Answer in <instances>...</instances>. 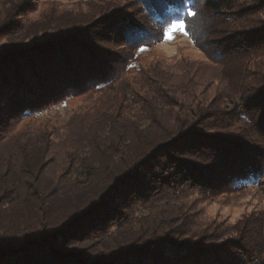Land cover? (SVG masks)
<instances>
[{
  "label": "trees",
  "instance_id": "1",
  "mask_svg": "<svg viewBox=\"0 0 264 264\" xmlns=\"http://www.w3.org/2000/svg\"><path fill=\"white\" fill-rule=\"evenodd\" d=\"M84 1L92 7L95 2ZM96 1L97 12L91 7L80 12L83 17L53 23L27 45L22 40L25 30L11 22L20 0L2 4L0 35L15 29L18 36L17 42H0V142L12 124L68 98L115 84L136 50L162 42L165 29L177 20L189 25L193 17L189 10L196 14L205 5L214 17L231 13L239 21L264 10L258 3L242 8L241 0H127L125 5L136 3L142 9L136 16L123 14L121 0H109L115 2L112 6L106 0ZM191 35L216 63L240 56L242 74L229 92L241 98L240 108L230 114L213 100L190 107L157 135L134 137L138 143L119 154L127 164L125 172L56 224L48 218L42 195L33 200L38 208L35 218L6 221L5 209L32 196L27 180L2 170L0 264H253L263 258L264 216L245 219L244 223L251 219L252 229L243 228L236 238L227 236L220 225L192 232L189 219L156 225L148 217L136 216V211L148 210L155 202L181 200L187 190L216 198L255 186L264 176V61L252 65L253 57L264 54V22L251 29L236 24L204 44ZM251 68L256 71L249 73ZM236 125L241 126L234 131ZM44 165L42 160L40 168ZM7 182L14 187L12 193ZM113 231L128 236L118 237Z\"/></svg>",
  "mask_w": 264,
  "mask_h": 264
},
{
  "label": "rangeland",
  "instance_id": "2",
  "mask_svg": "<svg viewBox=\"0 0 264 264\" xmlns=\"http://www.w3.org/2000/svg\"><path fill=\"white\" fill-rule=\"evenodd\" d=\"M11 1L16 0H0V10L2 4ZM24 1L20 0L18 12L13 11L11 22L25 30L27 37L22 40L26 45L53 23L60 25L68 19L83 17L80 12L90 11L92 7L84 0ZM106 1L115 5L114 1ZM119 2L118 8H122L123 14L142 15L139 4L125 5L127 0ZM97 3L96 0L93 3V12L98 11L94 6ZM257 3L264 5V0H241L245 9ZM73 15L76 17L72 18ZM239 20L238 15L231 13L214 17L201 5L189 25L185 22L187 36L174 32V39L164 37L162 42L141 47L146 49L142 52L139 48L133 62L115 84L68 98L12 124L0 142V172L27 180V190L32 197L5 209L7 214L3 213V218L11 222L35 218L38 208L33 200L42 195L48 218L53 219L54 224L62 222L73 208L95 199L104 185L108 186L125 172L127 164L120 160L119 154L123 148L138 143L134 137L157 135L164 130L162 127L173 125L175 117L183 116L190 107L206 106L213 100L233 114L242 100L229 92L241 77L243 61L240 56L229 57L225 64L212 61L191 34L204 44L221 38L236 24L251 29L264 22V10ZM12 31V34H1L0 42L8 39L17 42L18 34L15 29ZM254 61L257 64L264 61V54L253 57L252 65ZM250 70L256 71L251 68L249 73ZM240 126L236 125L234 131ZM42 160L45 165L40 168ZM5 186L10 193L14 191L10 182ZM180 198L179 201L155 202L148 210L136 211V216L148 217L149 222L156 225L168 220L176 225L189 219L192 232L220 225L229 232L227 236L236 238L243 228L252 229L251 219L244 221L251 216L253 219L264 216V176L255 186L216 198L192 190H187ZM113 233L118 237L121 233L124 238L128 236L123 231ZM96 249L101 250V246ZM253 264H264V256L256 258Z\"/></svg>",
  "mask_w": 264,
  "mask_h": 264
},
{
  "label": "snow or ice",
  "instance_id": "3",
  "mask_svg": "<svg viewBox=\"0 0 264 264\" xmlns=\"http://www.w3.org/2000/svg\"><path fill=\"white\" fill-rule=\"evenodd\" d=\"M189 16H194L195 13L191 10L188 11ZM174 32H179L185 36L188 35V32L186 31V23L184 20L180 19L173 23H171L168 28L165 29V38L168 40L174 39ZM146 49L141 48L140 51H145Z\"/></svg>",
  "mask_w": 264,
  "mask_h": 264
}]
</instances>
